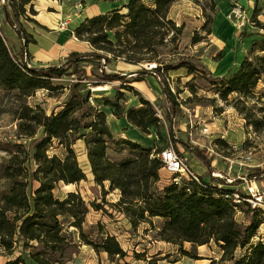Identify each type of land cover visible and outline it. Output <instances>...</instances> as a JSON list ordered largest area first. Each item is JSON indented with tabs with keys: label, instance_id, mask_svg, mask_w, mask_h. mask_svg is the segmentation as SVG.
Masks as SVG:
<instances>
[{
	"label": "trees",
	"instance_id": "1",
	"mask_svg": "<svg viewBox=\"0 0 264 264\" xmlns=\"http://www.w3.org/2000/svg\"><path fill=\"white\" fill-rule=\"evenodd\" d=\"M6 1L3 6L6 20L17 32L22 46L19 51H14L0 26V86L15 96L16 108L11 111L19 120L16 138L0 145L3 151L0 155V256L8 258L5 264H26L27 259L34 264H67L73 261L80 253L81 243L72 239L71 227L79 230L85 243L97 251L107 252L110 258L127 256L115 235L105 231L106 237L97 242L85 233L84 224L91 211L90 205L99 209V204L87 202L76 191L63 197L55 194V188L61 181L78 184L87 180V173L74 147L81 139L86 144L95 182L105 187V182L109 181L110 189H119L120 198L111 205L123 213L134 228L144 222L152 224L154 217H161L163 221L157 237L180 245L186 254L189 252L182 249L186 242L193 248L214 242L222 250V255L218 260L213 258L209 264L225 261L264 264V240H254L263 223L260 216L264 214L247 206L254 212L252 219L246 222L237 217L239 212H246L234 198L236 187L242 180L229 181L228 177L214 175L215 168L204 152L174 136L177 123L174 116L181 111V104L171 86L169 71L186 68L188 74H211L204 64L179 51L185 23L179 24L170 15L177 0H129L120 8L86 17L75 29V36L87 42L91 49L72 51L64 60L47 66L31 64L29 44L36 39L19 22L21 16L29 19L27 5L33 14H37L32 0ZM216 6V0H211L213 13ZM33 21L39 23L35 19ZM213 23V14H210L203 24L207 33H212ZM199 41L201 38L195 34L192 42L196 44ZM260 49L264 51V42ZM174 56L177 58L170 59ZM116 60L140 65L141 69L129 73L108 72L106 67ZM89 61L92 62V75L96 78L88 75ZM150 63L156 65L148 68L146 65ZM66 75L77 77L69 86L54 83L55 79ZM148 75L155 76L169 102L165 115L166 130L175 150H178V143L191 149L207 166L209 179L198 175L199 180L170 182L160 190L157 183L164 164L158 157L159 151L130 139L117 140L114 137L103 105H109L119 118L126 116L144 132L152 126L165 125L152 103L142 97L133 85ZM263 77L264 55L254 54L244 59L227 80L214 78L219 80L221 98L227 101L234 92L249 97ZM117 81L122 88L140 96L141 106L127 108L109 98L101 104L92 96L90 86ZM83 85L87 87L83 88ZM65 88L70 91L67 100L50 114L41 104L30 105L26 100L40 89H46L49 96H55ZM41 129L43 134L38 136ZM28 139L33 140V149L27 148L23 142ZM54 140L66 150L64 157L49 154ZM110 143L127 145L129 155L119 159L109 157L107 148L120 149L110 146ZM247 176L249 179L264 177V169ZM17 250L21 253L11 258ZM142 256L135 252L136 258Z\"/></svg>",
	"mask_w": 264,
	"mask_h": 264
},
{
	"label": "rangeland",
	"instance_id": "2",
	"mask_svg": "<svg viewBox=\"0 0 264 264\" xmlns=\"http://www.w3.org/2000/svg\"><path fill=\"white\" fill-rule=\"evenodd\" d=\"M96 1L105 0H56L49 6L40 0V4L43 6L40 20L46 22L49 27L33 21L37 16L30 11L29 5H27L29 19L21 16L22 20L20 19L19 22L25 24L28 31L33 34L40 32L44 35H51L53 31L64 32L62 39L64 45L72 41L74 26L84 17L87 7L97 3ZM146 1L150 2V0ZM236 2L241 5L240 16L232 13ZM5 3H7L6 0H0L1 23L5 16L3 9ZM216 4L215 13L210 8L211 0H177L171 9L170 15L179 24L185 23L179 42V51L186 56H191L196 62L204 64L211 71L209 76L199 73L188 74L186 68L169 71L171 86L181 104V111L174 116V122H177L174 127V136L185 141L190 147L204 152L211 159L215 168L214 175L225 176L232 181L241 179V183H245V180H255L264 187V177L257 176V179H249L247 176L258 169H264V77L249 97L234 92L229 95L227 101L221 98L219 80H215L216 77L224 80L230 78L247 57L254 54L264 55V51L260 49V45L264 42V0H216ZM210 14H213L214 23L212 24V33H207L203 24ZM46 16L53 17L50 23L47 21L49 19H44ZM4 21L6 22L5 19ZM57 24L60 25L56 29L55 25ZM4 26L2 24L7 42L17 52L19 38L17 37L18 41H16V38ZM195 34L201 38V41L196 44L192 42ZM90 49L91 47L85 44L82 50ZM61 56L63 55H54L48 60H39L38 57H34L31 59V64L37 66L49 63L57 64ZM171 58H177V56ZM91 64V61L87 64L88 75L96 78L92 75ZM146 66L150 68L149 65ZM139 69H141L140 65H130L122 60H116L106 67L108 72L123 73ZM74 77L76 78L77 75H66L63 78L55 79L54 83L69 86ZM133 85L141 92L142 97L152 103L162 124L165 125L152 126L149 131L144 132L131 123L126 116L119 118L109 105H103L114 137L117 140L130 139L154 148L171 146L175 149L176 147L170 141L166 130L165 115L169 102L164 97L155 76H147L144 81L134 82ZM86 87L83 85V88ZM89 88H91L92 96L98 98L101 104L106 98H109L112 101H118L127 108L141 106L140 96L122 88L118 81L106 82L98 87L90 86ZM191 88H194L195 91L193 92ZM69 94L68 88L58 92V95L55 96H49L46 89H40L26 100L30 105L41 104L50 114L53 110L61 108ZM15 100L13 93H8L0 86V145H4L8 139L16 138L19 120L11 111L16 108ZM42 134L43 130L41 129L38 136ZM23 142L27 148L33 149L32 139ZM110 146L120 148L119 151L112 147L107 148V154L111 158L119 159L129 155V148L125 144L110 143ZM74 147L78 156L84 151L87 153L85 142L83 144L77 141ZM177 147L179 150L176 149L177 152L182 154L192 171L198 175L209 176L207 166L191 149L183 143H178ZM1 154H3L2 150H0ZM49 154H58L64 157L66 150L57 140H54L50 146ZM85 169L87 180L78 184H66L61 181L55 188V194L63 197L68 192L76 191L80 192L87 202L95 201L99 204L101 206L99 209L90 205L91 211L84 224L85 233L90 239L97 242H101L106 237L105 231L113 235H115L114 232L119 235L124 234L121 241L127 247L124 249L127 256L125 258L118 256L110 258L105 251L101 249L97 251L92 245L85 243L80 237L79 230L71 227L72 239L81 243V247L80 255L67 264H150L151 262H156V264H209L211 262L209 259L218 260L220 258L218 256L220 247L214 242L195 248L191 243L186 242L182 249L188 251L187 254L181 250L180 245L163 242L157 237V230L162 223L158 222L159 219H155L152 224L144 222L134 228L129 219L111 205L119 200V189H110L109 181L105 182V187L98 185L95 182L92 169V173L89 169ZM170 178L171 174L162 167L160 179H163L164 184H169ZM190 179L186 172H183L180 178L182 182ZM241 205L246 212H241L239 219L249 222L254 212L248 210L246 204L241 203ZM260 217L263 219V223L254 240H264V216ZM135 252L141 253L143 256L136 258ZM20 253L21 251L17 250L11 258ZM7 260V257L0 256V264H5ZM26 264L34 263L27 259ZM221 264L233 263L225 261Z\"/></svg>",
	"mask_w": 264,
	"mask_h": 264
},
{
	"label": "crops",
	"instance_id": "3",
	"mask_svg": "<svg viewBox=\"0 0 264 264\" xmlns=\"http://www.w3.org/2000/svg\"><path fill=\"white\" fill-rule=\"evenodd\" d=\"M45 5L46 6H49L51 5V3H53L54 1L56 0H43ZM97 3H93L92 5H89L87 8H94V9H97L95 11L94 14L92 15H88L87 13L84 15V17L81 19V21L76 25L74 26L73 28V33H74V36L72 37V41H69L68 43H77L78 45H85L84 43H86V45L88 44L87 42L85 41H81L79 40L76 36H75V29L80 25V23L86 18V17H92L94 15H97V14H100V13H105L109 10H112L114 8H120L122 7L125 3L128 2V0H115V1H111V0H105V1H96ZM32 3L34 4V8L35 10L37 11V18H35V20H37L39 23H41L42 25L44 26H48V24H46V22H43L40 20V16H42L43 14V11H42V7L41 6V2L40 0H32ZM41 6V7H40ZM5 15V13H4ZM4 19L6 20V15L4 16L3 18V22L1 23L0 22V26L2 27V24L5 25L4 28L7 29L8 32H10L15 38H16V41L17 40V37H18V34L17 32L15 31V29L8 23V21L6 20V22L4 21ZM20 19L22 20V18L20 17ZM19 19V21H20ZM44 19H49L47 20L49 23L52 21L53 17H49V16H46L44 17ZM6 23V24H5ZM26 28L27 26L25 24H23ZM3 28V27H2ZM36 34V35H34ZM34 37L36 39V42H31L29 44V52H30V62H31V59L32 58H39V60H44V59H49L51 58L52 56L54 55H59V54H62L63 56L60 57L59 59V62L61 60H64L72 51H85V50H82L83 49V46L81 49H71L69 50L67 53H62L61 51L57 52L56 49H54L55 47H61L63 45L62 43V39H63V34L64 32H55L53 31V33L51 35H44V34H41L40 32H34ZM19 38V37H18ZM18 49L17 51H19L21 49V46H22V42L21 40L19 39V42H18ZM68 43L64 44L63 46L67 45ZM89 45V44H88ZM90 46V45H89ZM71 51V52H70ZM49 64H55V63H49ZM49 64H46V65H38V66H47ZM127 64H130V63H127ZM130 65H134V64H130ZM37 66V65H35ZM133 71H136V70H133ZM148 76H152V75H148ZM147 77V76H146ZM157 80V79H156ZM144 81V80H143ZM141 82V81H139ZM117 154V153H116ZM206 179H209L210 178V175L209 176H205ZM167 185V184H164V181L163 179H160L159 182L157 183V187L160 189V190H163L164 186ZM244 185V183H240L238 184L237 186L239 187H242ZM118 197H120V195H118ZM241 213L239 212L237 217L239 219V215ZM127 219V218H126ZM155 219H159L158 222L161 223L163 220H161L162 218L161 217H154L153 218V221ZM240 220V219H239ZM158 228V226H157ZM112 234V233H111ZM114 234L116 235L117 239L120 241L121 243V246L124 248V249H127L126 246L123 245L122 241H121V237L123 238L124 237V234L122 235H119L117 232H114ZM113 235V234H112ZM163 241V240H162ZM163 242H166V241H163ZM169 243V242H167ZM107 253V252H105ZM80 255V254H79ZM222 255V250L220 249V253H219V257ZM218 258V257H217ZM213 258L209 259V260H212ZM72 262V261H70ZM69 262V263H70Z\"/></svg>",
	"mask_w": 264,
	"mask_h": 264
},
{
	"label": "built area",
	"instance_id": "4",
	"mask_svg": "<svg viewBox=\"0 0 264 264\" xmlns=\"http://www.w3.org/2000/svg\"><path fill=\"white\" fill-rule=\"evenodd\" d=\"M233 15L240 16L241 5L236 2L232 9ZM155 151H159L158 157L163 162V168L171 174L170 182L181 183L180 180L183 172H186L192 179L199 180L198 174L191 170L185 158L177 152L173 147L168 146ZM229 181H232L229 179ZM237 190L234 193L235 201L238 203H244L246 206L253 210H259L264 214V187L260 186L255 180H245L242 187L237 186ZM241 213V212H240Z\"/></svg>",
	"mask_w": 264,
	"mask_h": 264
},
{
	"label": "bare ground",
	"instance_id": "5",
	"mask_svg": "<svg viewBox=\"0 0 264 264\" xmlns=\"http://www.w3.org/2000/svg\"><path fill=\"white\" fill-rule=\"evenodd\" d=\"M97 9H94V8H88L87 9V11H86V13L88 14V15H92V14H94L95 13V11H96ZM59 25L60 24H57V25H55V28L57 29V28H59ZM84 44H86V43H84ZM82 46L83 45H78L77 43H75V41H74V43H68L67 45H65V46H61V47H55L54 49H56L57 50V52H59V51H61L62 53H67L69 50H71V49H81L82 48ZM152 65H156L155 63H153ZM82 142L83 144H84V141L81 139V140H78V142ZM85 146V145H84ZM78 159H79V161H80V164H81V166L83 167V169L84 170H86L85 168H87V169H89L90 170V173H92L91 172V167H90V162H89V159H88V155H87V153H86V151H84L80 156H78ZM86 165V167L84 168V166Z\"/></svg>",
	"mask_w": 264,
	"mask_h": 264
},
{
	"label": "water",
	"instance_id": "6",
	"mask_svg": "<svg viewBox=\"0 0 264 264\" xmlns=\"http://www.w3.org/2000/svg\"><path fill=\"white\" fill-rule=\"evenodd\" d=\"M152 64H153V63L149 64V66H150V67H153V66H155V65H152Z\"/></svg>",
	"mask_w": 264,
	"mask_h": 264
}]
</instances>
